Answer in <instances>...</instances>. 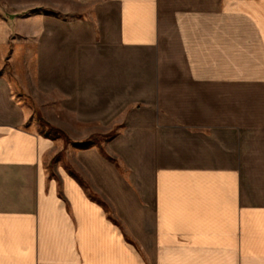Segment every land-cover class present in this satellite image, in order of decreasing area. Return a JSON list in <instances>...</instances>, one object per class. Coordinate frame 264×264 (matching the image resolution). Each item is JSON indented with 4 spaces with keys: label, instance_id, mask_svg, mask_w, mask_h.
<instances>
[{
    "label": "crops",
    "instance_id": "1",
    "mask_svg": "<svg viewBox=\"0 0 264 264\" xmlns=\"http://www.w3.org/2000/svg\"><path fill=\"white\" fill-rule=\"evenodd\" d=\"M31 5L41 114L105 138L50 171L0 18V264H264V0Z\"/></svg>",
    "mask_w": 264,
    "mask_h": 264
},
{
    "label": "rangeland",
    "instance_id": "2",
    "mask_svg": "<svg viewBox=\"0 0 264 264\" xmlns=\"http://www.w3.org/2000/svg\"><path fill=\"white\" fill-rule=\"evenodd\" d=\"M37 1L39 0H0V18L4 27L2 28L14 32L11 34L9 43L5 47L7 51L1 73L3 75L7 74L15 85L17 97L31 112L25 126L31 131L49 137L56 142V146L51 152L49 163V169L52 171L53 166L57 162L68 163L69 154L67 150L69 147H83L92 143L100 145L102 143L101 140L105 136L92 135L89 137V140L74 144L71 142L72 140L69 136L65 135L58 127L52 125L41 114L40 110L42 106L49 105V108H45L49 112L56 110L58 96L56 93L45 96L44 105L38 103L33 97L35 93L33 87L35 76L34 31L37 30V23H26V20L30 16H35V14L53 10V8H42L31 5V3ZM70 8L73 10L78 9V11L82 10L81 7L75 8L74 6H70ZM26 31L31 33L27 35Z\"/></svg>",
    "mask_w": 264,
    "mask_h": 264
}]
</instances>
